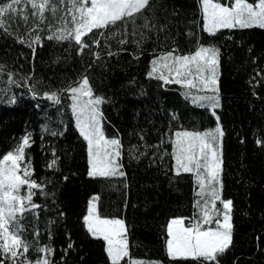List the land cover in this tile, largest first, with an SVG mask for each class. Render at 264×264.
<instances>
[{
  "label": "trees",
  "instance_id": "16d2710c",
  "mask_svg": "<svg viewBox=\"0 0 264 264\" xmlns=\"http://www.w3.org/2000/svg\"><path fill=\"white\" fill-rule=\"evenodd\" d=\"M60 3L56 0L55 16L45 10L43 22L29 12L25 21L22 10L8 21L6 32H0V158L30 133L26 152L32 178L44 182L48 193L35 190L33 202L41 207L21 221L24 237L50 245L52 264H110L105 242L93 238L83 221L89 201L98 196L101 217L125 222L130 255L122 264H201L167 253L168 223L196 214L199 189L194 175L177 174L173 157L165 153L172 152L169 141L176 131L213 129L217 117L186 97L181 85L147 74L155 55L173 49L174 54H188L203 44L220 49V106L215 111L224 133L221 194L233 201L232 243L218 261L264 264V29H220L209 35L203 30L200 0H151L134 22H117L94 30L91 39L84 37L90 45L99 39L100 45L81 51L74 41L46 39L60 26L59 17L65 18L64 30L73 29L70 13ZM125 38L127 44L118 43ZM109 51L118 54L110 57ZM9 73L15 83H9ZM83 76L94 95L104 100L100 111L105 136L121 141L124 177L88 176L87 142L76 127L68 95L58 104L45 97L77 86ZM191 91L192 96L205 94ZM54 158L57 165L50 169ZM36 257L29 251V259Z\"/></svg>",
  "mask_w": 264,
  "mask_h": 264
},
{
  "label": "snow or ice",
  "instance_id": "6c2138e0",
  "mask_svg": "<svg viewBox=\"0 0 264 264\" xmlns=\"http://www.w3.org/2000/svg\"><path fill=\"white\" fill-rule=\"evenodd\" d=\"M64 3L65 0H60ZM22 3L30 4L32 15L43 22L45 10L53 16L58 8L56 0H0V32H6L8 21L19 15L18 8ZM151 0H67V12L71 14L74 28L64 30V17H59L61 24L48 40L74 41L83 51L92 45L99 46V39H92L91 45L84 37L95 35L94 30H104L117 22L135 21L138 14L147 9ZM203 30L209 35H216L220 29H246L259 27L264 29V0H200ZM28 20V15L22 17ZM145 28L149 27L146 22ZM102 37L104 33L100 31ZM41 37L35 36L34 42ZM21 43L25 41L21 40ZM124 45L127 38L118 41ZM139 43V42H137ZM32 44H29L31 47ZM176 49L161 52L151 60L150 78H156L165 84L175 83L187 91L194 104L213 110L219 104L217 67L220 49L215 46L198 44L194 52L176 54ZM118 53L109 51L108 56ZM99 58V53L94 54ZM4 67L0 65V76ZM9 83H15L9 73ZM192 89H199L203 95L192 96ZM208 91L211 94H207ZM67 94L71 101L70 108L75 117L80 136L87 142L88 176L91 178L124 177L121 162V141L118 138H107L103 132V116L100 106L104 100L95 96L87 76H83L77 86L68 85L59 92L45 93V97L54 103H60V97ZM217 117V126L203 132L176 131L170 139L175 161L174 167L179 174L192 173L194 183L199 191L195 192L196 214L191 218H174L167 226V253L170 257L194 258L201 264H219L218 258L224 254L232 243L231 212L233 201L223 199L221 194L223 158V130ZM47 131V129H45ZM53 136L62 133L52 132ZM31 134L21 138L14 150L7 151L0 158V264H52L54 249L50 245H39L24 237L21 221L25 214L35 212L41 207L33 202L39 190L47 196L44 182L33 179L34 170L27 160L26 148L30 147ZM259 142V141H258ZM57 159L48 165L55 168ZM23 190V192H22ZM98 196L89 201L88 214L83 217L87 232L93 238H102L105 252L110 264H122L129 257V242L126 238L125 222L119 218H105L98 215ZM219 205V206H218ZM38 238V233H36ZM69 249L72 244L68 245ZM29 251H35V260L28 258ZM127 264H145L143 261H127ZM154 264V262H153Z\"/></svg>",
  "mask_w": 264,
  "mask_h": 264
},
{
  "label": "rangeland",
  "instance_id": "374dc122",
  "mask_svg": "<svg viewBox=\"0 0 264 264\" xmlns=\"http://www.w3.org/2000/svg\"><path fill=\"white\" fill-rule=\"evenodd\" d=\"M59 2H60V0H59ZM249 2H252V1H249ZM60 4H62V7H68V5H67V0H65V2L64 3H60ZM20 7H21V10H24V14H28V12L29 13H31L32 14V9H31V5L30 4H24V3H22L21 5H20ZM47 10V9H46ZM70 17H71V14H70ZM72 26L74 27V25L72 24ZM174 55H176V54H174ZM213 111V110H212ZM215 111V110H214ZM215 115H216V117H218V113L215 111ZM75 118V117H74ZM206 131V130H205ZM189 132H203V131H189ZM107 138H109V137H107ZM111 139V138H110ZM92 199V198H91ZM97 203V202H96ZM219 206V205H218ZM88 214V213H87ZM86 214V215H87ZM99 215V214H98ZM231 215V214H230ZM174 218H184V217H174ZM174 218H172V219H174ZM110 219V218H109ZM120 219V218H119ZM171 219V220H172Z\"/></svg>",
  "mask_w": 264,
  "mask_h": 264
},
{
  "label": "crops",
  "instance_id": "0c3cea01",
  "mask_svg": "<svg viewBox=\"0 0 264 264\" xmlns=\"http://www.w3.org/2000/svg\"><path fill=\"white\" fill-rule=\"evenodd\" d=\"M74 28V27H73Z\"/></svg>",
  "mask_w": 264,
  "mask_h": 264
}]
</instances>
